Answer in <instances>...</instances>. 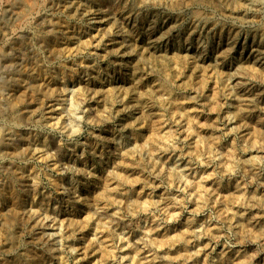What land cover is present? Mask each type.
I'll return each instance as SVG.
<instances>
[{
	"label": "rangeland",
	"instance_id": "obj_1",
	"mask_svg": "<svg viewBox=\"0 0 264 264\" xmlns=\"http://www.w3.org/2000/svg\"><path fill=\"white\" fill-rule=\"evenodd\" d=\"M0 264H264V0H0Z\"/></svg>",
	"mask_w": 264,
	"mask_h": 264
}]
</instances>
